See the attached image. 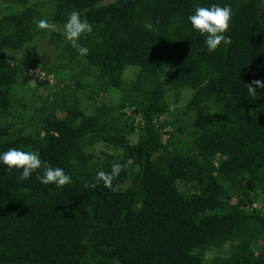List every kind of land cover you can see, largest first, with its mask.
<instances>
[{
  "label": "trees",
  "instance_id": "obj_1",
  "mask_svg": "<svg viewBox=\"0 0 264 264\" xmlns=\"http://www.w3.org/2000/svg\"><path fill=\"white\" fill-rule=\"evenodd\" d=\"M41 3L0 0V154L36 152L72 183L0 163V264H204L208 247L212 264H264V89L253 99L245 85L264 80V0ZM212 4L231 6V43L209 53L188 17ZM74 10L93 25L86 56L63 36ZM42 40L55 50L45 63ZM94 84L118 103L87 113L80 92ZM171 89L191 96L175 105ZM114 163L126 167L108 189L95 177Z\"/></svg>",
  "mask_w": 264,
  "mask_h": 264
},
{
  "label": "clouds",
  "instance_id": "obj_2",
  "mask_svg": "<svg viewBox=\"0 0 264 264\" xmlns=\"http://www.w3.org/2000/svg\"><path fill=\"white\" fill-rule=\"evenodd\" d=\"M232 19V9L230 5L220 6L212 4L210 7L196 6L194 14L188 17L191 27L198 31L201 36L205 37V45L209 53L214 52L223 43L228 45L231 43V38L226 36ZM34 23L39 30L55 31L56 25L46 19H36ZM157 23L159 21L157 20ZM144 27L151 31L154 25L148 22ZM64 39L74 48L79 55L86 56L89 49L79 43L81 38L93 33V25L87 19H82L78 11H72L63 26ZM249 97L259 99V89H264V80L252 79L245 84ZM0 163L7 167L11 173L13 170L19 171L18 179L28 180L33 173L39 172L36 179L42 185H55L57 188L64 187L72 183L70 175L60 167H52L48 163L42 161L39 154L31 151H23L16 147L9 148L7 151L0 154ZM125 165L114 163L111 165V171H99L95 177L96 181L102 182L105 188L113 187V180L118 178L122 171L125 170ZM96 185L93 184L94 188Z\"/></svg>",
  "mask_w": 264,
  "mask_h": 264
},
{
  "label": "rangeland",
  "instance_id": "obj_3",
  "mask_svg": "<svg viewBox=\"0 0 264 264\" xmlns=\"http://www.w3.org/2000/svg\"><path fill=\"white\" fill-rule=\"evenodd\" d=\"M108 1H112V0H106V2ZM37 2H39V4L42 5V0H37ZM47 4H44L43 7H47ZM3 13V8L0 4V15ZM39 51L42 54V59H43V63H45L46 61H50L53 60L55 57V50L52 48V46H50L47 41L42 40V42L40 43L39 46ZM19 58H25L28 53L27 51L20 50L17 53ZM138 70L137 67L135 66H129L124 74V78L125 79H132L135 75V72ZM34 71V69H33ZM36 73V72H35ZM40 79H45L47 78V80H50L52 84H55L57 82V79L55 77H53L52 75L49 77H46V75H44V73H42L41 77H39ZM169 82H167L168 86H172L171 80L168 79ZM38 83L37 80H32L30 82V87H31V92L35 93V95H37L38 97V92L41 93H45L47 92V88L45 87V85H40L38 87L37 90H35V86ZM47 83V82H45ZM50 83V84H51ZM84 83H86V79H84ZM94 88L89 87V88H85L82 89V91L80 92L82 100V107L83 109L87 112V113H92L95 109V107L97 105H99L101 102H107L109 104H116L118 103V99H119V94L118 91L116 89L110 88L109 91H102L100 92V94L98 96L95 95L94 90L97 88V84H94ZM168 96L170 98V100H172V102L175 103V105H183L187 102V100L189 99V97L191 96V90L189 89H181V90H170L168 93ZM137 139V133H135L133 135V140ZM102 149H106L107 151H113V149L111 147H107V146H103V145H95L93 147V150L96 153H100V151ZM261 242V241H260ZM259 242V243H260ZM261 244V243H260ZM257 244L254 243V246L256 247ZM229 247V241H227L224 245V249H227ZM196 251L200 252L204 258V264H212L213 262V258L218 254V251L215 247H208V248H198Z\"/></svg>",
  "mask_w": 264,
  "mask_h": 264
}]
</instances>
